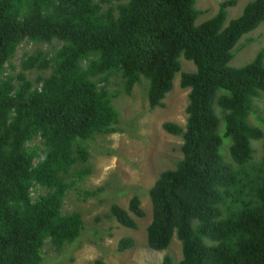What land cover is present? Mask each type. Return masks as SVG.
<instances>
[{
	"label": "trees",
	"instance_id": "1",
	"mask_svg": "<svg viewBox=\"0 0 264 264\" xmlns=\"http://www.w3.org/2000/svg\"><path fill=\"white\" fill-rule=\"evenodd\" d=\"M235 3L221 1L195 24V0H0V264H38L46 240L60 250L79 236L81 214L62 207L74 183L66 177L91 172L86 141L117 130L113 99L142 77L149 107H162L177 73L188 88L186 122L162 128L181 135L182 155L148 190L147 246L165 250L175 234L181 258L165 254L159 264H264V143L258 162L252 146L263 130L248 121L264 93V51L229 65L238 41L264 21V0H249L224 25ZM26 40L59 45L24 53L16 70L11 58ZM181 56L194 71H181ZM32 69L48 74L30 80ZM113 75L122 80L115 91ZM109 215L136 228L133 215L144 211L134 194ZM132 244L122 237L118 251Z\"/></svg>",
	"mask_w": 264,
	"mask_h": 264
},
{
	"label": "rangeland",
	"instance_id": "2",
	"mask_svg": "<svg viewBox=\"0 0 264 264\" xmlns=\"http://www.w3.org/2000/svg\"><path fill=\"white\" fill-rule=\"evenodd\" d=\"M221 1L223 0H195V7L200 11L195 24L213 16ZM248 1L236 0L233 6L228 7L224 25L240 15ZM114 4L118 3L114 2ZM57 45H59L57 41L51 44L23 41L17 47L11 63L16 66V70H19V62L24 53L37 50L53 51ZM259 50L264 51V21L238 41L229 65L233 67L244 65ZM179 59L181 71L195 70L192 61L182 56ZM40 74L46 75L48 71L42 72L36 69L27 71L30 80H34ZM179 78L180 73H177L171 90L163 99L162 107H149L147 101L149 81L143 77L133 86L130 94H121L113 99V105L119 113L117 130L96 134L86 141L90 155L83 166L90 168L89 175L82 180L66 177L68 181L74 183L65 194L62 210L66 213L79 212L83 220L82 230L72 243L65 244L60 250L46 240L43 258L38 264H93L95 259H101L105 264H159L165 254L170 255L175 262L181 258V242L175 234L169 246L162 251L153 250L146 243V226L151 219L148 190L158 173L174 168L182 155L181 135L170 134L162 128V123L165 121H172L181 126L186 122L188 88L180 87ZM121 85L122 80L119 75L110 77L111 91L120 89ZM262 119H264V93L261 91L259 97L254 99L253 112L248 116L250 123L259 125L263 130V137L252 141L254 162H258L262 154L264 143ZM31 144L40 145V138H35ZM227 147L228 143L224 144V156L229 160ZM98 188L100 189L96 195L88 196L84 193L86 190ZM37 192L42 193L43 190L35 188L32 195ZM134 194L138 195L141 201L144 215L141 217L133 215L137 227L128 228L120 225L109 215V207L112 203H116L126 208L129 198ZM125 236L131 237L133 244L118 251V242Z\"/></svg>",
	"mask_w": 264,
	"mask_h": 264
}]
</instances>
